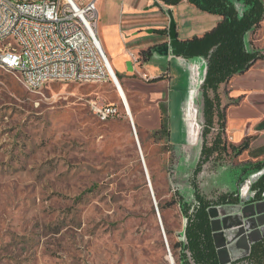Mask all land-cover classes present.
<instances>
[{
	"label": "rangeland",
	"instance_id": "1",
	"mask_svg": "<svg viewBox=\"0 0 264 264\" xmlns=\"http://www.w3.org/2000/svg\"><path fill=\"white\" fill-rule=\"evenodd\" d=\"M245 41L264 54V19ZM112 65L125 90L143 92L141 81L131 86ZM172 96L174 108L169 113L166 104L163 115L168 137L157 121L134 117L139 150L111 81L50 82L31 92L0 68V264H179L185 220L172 202L180 195L193 203L189 176L201 146L170 143V135L176 143L185 138ZM191 99L200 108L199 93ZM91 103L114 104L119 115L100 121ZM240 174L224 164L205 167L197 180L206 194L232 192Z\"/></svg>",
	"mask_w": 264,
	"mask_h": 264
},
{
	"label": "crops",
	"instance_id": "2",
	"mask_svg": "<svg viewBox=\"0 0 264 264\" xmlns=\"http://www.w3.org/2000/svg\"><path fill=\"white\" fill-rule=\"evenodd\" d=\"M96 10V33L114 73L112 63L117 66L119 73L126 74L131 86H136L138 81L143 83V89H140L143 92H140L136 89L125 90L119 82L133 124L135 116L136 123L151 124L157 121L160 124L161 108L167 110L168 105L169 113L172 112L174 107H171L170 98L175 94L172 97L178 99L177 103L183 114L185 138L176 143L170 135V143L175 147L191 148V142L197 146L198 133L193 135L192 130L198 107L193 106L191 98L193 94H197L203 82L205 62L202 59L186 60L167 56L169 65L166 69L162 56L152 54L147 62H143L139 58V52L153 48L167 39L168 12L174 18L179 41L201 36L212 29L220 18L197 10L186 0L175 6H167L158 0H96ZM158 31L165 33L160 34ZM134 58L138 60L136 65L132 64ZM128 62L131 64V71H128ZM256 63L244 74L232 77L227 84V97L239 100L225 111L227 143L238 146L249 139L248 149L233 160V166L237 169L240 164L264 161V65L257 69ZM153 79L159 80L150 82ZM115 90L121 102L120 94L116 88ZM126 95L131 99L130 104ZM164 96H167V101ZM172 105L176 107V102ZM257 175L259 173L252 172L245 179L237 178L235 191L243 197L250 194L247 185L242 186V183L247 181L249 184Z\"/></svg>",
	"mask_w": 264,
	"mask_h": 264
},
{
	"label": "trees",
	"instance_id": "3",
	"mask_svg": "<svg viewBox=\"0 0 264 264\" xmlns=\"http://www.w3.org/2000/svg\"><path fill=\"white\" fill-rule=\"evenodd\" d=\"M167 6H175L182 0H158ZM197 10L216 15L220 21L201 36L187 40L184 59L202 58L206 62V73L200 87L202 130L200 134V156L196 167L189 176L193 189V203L186 204L182 196L177 201L185 220L183 240L176 244L180 250L179 264H220L213 242L208 209L211 207L235 205L238 203L237 191L217 192L210 196L204 194L197 181V175L205 168L214 169L229 164L248 149L249 139L240 145L228 144L225 137V111L239 100L228 98L226 86L235 75L247 72L257 61L264 62V54L258 50H248L245 36L255 31L264 19L262 0H186ZM163 34L165 32L158 31ZM152 48L139 52V58L147 62ZM116 77L119 79L118 75ZM153 79L150 82H156ZM165 109L161 108L159 132L169 136L167 121L163 118ZM240 177L252 172H261L264 161L245 163L237 166ZM250 192L254 201L263 200L264 174L251 184ZM229 264H264V239L250 247L249 254Z\"/></svg>",
	"mask_w": 264,
	"mask_h": 264
},
{
	"label": "built area",
	"instance_id": "4",
	"mask_svg": "<svg viewBox=\"0 0 264 264\" xmlns=\"http://www.w3.org/2000/svg\"><path fill=\"white\" fill-rule=\"evenodd\" d=\"M96 15V0H0V65L33 92L60 78L112 82L97 40ZM2 35H9V42H2ZM10 39H18V48H11ZM91 109L100 121L119 115L111 103H91Z\"/></svg>",
	"mask_w": 264,
	"mask_h": 264
},
{
	"label": "water",
	"instance_id": "5",
	"mask_svg": "<svg viewBox=\"0 0 264 264\" xmlns=\"http://www.w3.org/2000/svg\"><path fill=\"white\" fill-rule=\"evenodd\" d=\"M154 6H157V4ZM168 17L169 24L166 32L167 39L161 44L153 47L152 54L162 57H181L186 49L187 42L177 40L175 21L171 12H168ZM127 68L128 71L132 70L130 62L127 63ZM200 87L198 91L199 95ZM197 107L198 113H196L195 116L197 118L193 123L194 127L192 131L193 135L198 133L199 144L202 130V120L199 119L201 101L200 108L199 106ZM133 127L134 125L131 123V128L134 133ZM262 174H264V169L259 172L257 178L251 180L249 184H247V181H244L242 186L246 184L247 189L250 191L251 184ZM249 193L250 194L243 197L237 192L239 200L235 205L211 207L208 209L213 242L220 264H229L232 261L246 257L249 254L251 245L264 239V196L263 200L254 201L253 194L251 192ZM151 196L153 197L152 193ZM162 235L165 240L163 229ZM165 245L167 244L165 243Z\"/></svg>",
	"mask_w": 264,
	"mask_h": 264
},
{
	"label": "bare ground",
	"instance_id": "6",
	"mask_svg": "<svg viewBox=\"0 0 264 264\" xmlns=\"http://www.w3.org/2000/svg\"><path fill=\"white\" fill-rule=\"evenodd\" d=\"M71 1L74 2V0H71ZM97 40H98V42H99V39H97ZM2 42H9V35H2ZM10 46H11V48H18V39H10ZM99 46H100V48H101V50H102V52H103V54H104V56H105V59H106V61H107V64H108V66H109V69H110V71H111V74H112V83H113V85L115 86V88L117 89V91H118L119 94H120V97H121V103H122L123 110H124V112H125L127 118H128L129 120H131V122H132V124H133V121H132L131 116H130V113H129L128 104H127L126 99H125V97H124V94H123V92H122V89H121V86H120V84H119V81L117 80V77H116V75H115V73H114V71H113V69H112V67H111V65H110V63H109V61H108V59H107V57H106L104 51H103V49H102V46H101L100 42H99ZM0 68L3 69V70H5V71H7V68H5L3 65H0ZM7 72H9V71H7ZM12 74H14V73H12ZM16 78L19 80V82H20V83L22 84V86H23V79L20 78V77H16ZM60 82H68V78H60ZM24 88H25V87H24ZM25 89L28 90L27 88H25ZM28 91L33 92V90H28ZM133 125H134V124H133ZM133 128H134V136H135V139H136V131H135V127H133ZM136 142H137V146H138V149H139V145H138V141H137V139H136ZM139 150H140V149H139ZM141 160H142V165L144 166V162H143L142 157H141ZM144 169H146V168H144ZM145 171H146V176H147V178H148V179H147V180H148V184H149V186H151V185H150L149 176H148V174H147V170H145ZM158 215H159V214H158ZM158 219L160 220V216H159ZM160 223H161V220H160ZM161 227H162V223H161ZM168 261H169V263H173L171 257L168 258Z\"/></svg>",
	"mask_w": 264,
	"mask_h": 264
},
{
	"label": "flooded vegetation",
	"instance_id": "7",
	"mask_svg": "<svg viewBox=\"0 0 264 264\" xmlns=\"http://www.w3.org/2000/svg\"><path fill=\"white\" fill-rule=\"evenodd\" d=\"M257 173H259V172H257ZM256 178H257V177H256ZM197 181H198V180H197ZM249 192H250V191H249ZM203 193H204V192H203ZM211 193H212V192H211ZM211 193H210V194H211ZM204 194H206V193H204ZM210 194H206V195H207V196H210ZM262 240H263V239H262Z\"/></svg>",
	"mask_w": 264,
	"mask_h": 264
}]
</instances>
